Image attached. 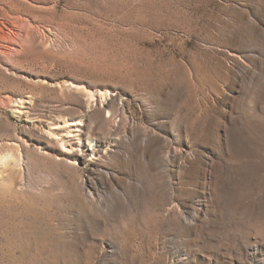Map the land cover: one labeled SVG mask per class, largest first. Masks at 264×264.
Masks as SVG:
<instances>
[{"label":"rangeland","instance_id":"1","mask_svg":"<svg viewBox=\"0 0 264 264\" xmlns=\"http://www.w3.org/2000/svg\"><path fill=\"white\" fill-rule=\"evenodd\" d=\"M0 264H264V0H0Z\"/></svg>","mask_w":264,"mask_h":264},{"label":"bare ground","instance_id":"2","mask_svg":"<svg viewBox=\"0 0 264 264\" xmlns=\"http://www.w3.org/2000/svg\"><path fill=\"white\" fill-rule=\"evenodd\" d=\"M79 88V87H78ZM78 90V89H77ZM98 101L100 106H103L106 99V93L98 94ZM87 101V107L95 105V99L92 96ZM82 120H61L56 123H52L48 131L45 133L47 140L43 141L39 148V153L42 155H48L52 150L51 144L54 143L59 149L58 156L54 159L55 162L67 163L68 165H76L87 157L98 156L99 152L92 150L88 151L84 145L83 138L77 133ZM76 139V140H75ZM91 197V192H88Z\"/></svg>","mask_w":264,"mask_h":264}]
</instances>
